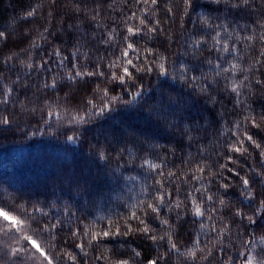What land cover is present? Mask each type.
I'll list each match as a JSON object with an SVG mask.
<instances>
[{"label":"trees","instance_id":"trees-1","mask_svg":"<svg viewBox=\"0 0 264 264\" xmlns=\"http://www.w3.org/2000/svg\"><path fill=\"white\" fill-rule=\"evenodd\" d=\"M152 7L154 11L136 0H0V32L5 33V38H0V60L14 54L7 65L0 63V99L5 98L4 92L13 89L7 97L9 103H0V120L9 121L0 124V207L7 205L5 210H9L24 205L12 214L24 220L29 234L37 225L21 213L24 209L31 212V205L42 207L47 213L43 217L41 213H34L41 226L48 220L61 221L53 230L54 239L48 232L34 236L49 255H57L54 264H112L118 259H127L129 264H146L148 259L156 258L157 249L159 254H167L159 264H194L187 253L199 255L203 242H208L212 250L213 264H219L222 255L225 259L231 257L233 264H244L247 254L257 259L264 257L261 252L264 245L259 239L264 234L259 230V226H264V215L255 217L257 225H250L247 220L235 226L228 223L231 232L220 237L224 254L216 244V233L209 231L213 223L220 225L206 217L202 220V230L199 223H191L199 218H183L187 222L171 234V240L177 243V250L172 252L168 251L167 240L154 244L135 232L107 238L99 245L94 242L92 246H87L86 239L71 236L72 231H88L87 225L98 230L110 220L127 217L130 211L137 210L139 201L148 200L154 189L159 188L156 180H161L169 191L178 189L180 199L184 198L186 189L210 188L208 196L222 198L249 215L256 201L245 198L242 182L235 172L249 179L256 192H264V185H259L256 175L264 172V158L260 157L259 150L247 142L245 147L251 155L240 156L226 152L225 148V142L235 138L234 133L239 135L245 130V124L241 123L245 117L255 116L259 121L264 116V86L255 84V79L264 80V67L256 65L259 71L253 69L254 77L252 72L245 73L251 77L252 92L249 94L243 89V103L237 104L234 94L225 89L226 81L216 76L213 65L206 62V58L217 55L207 51L215 32L210 28L201 30L199 22L193 24L202 16L210 18L212 24H226L227 32L221 30V35L230 37L229 46L235 44L241 58L224 55L247 69L255 59L264 61V56L259 55L264 51V41L255 37L244 39L252 35L253 28L257 35L264 31L257 24L264 19V0H254L243 11L210 3V0H192L186 12L183 0H159ZM32 10L34 15L29 17L27 13ZM146 12L152 26L163 31H144L130 37L128 42L141 51L149 49L166 57L158 63L165 65L167 73L161 75L164 69L157 65L149 74H140L147 91L135 106L116 102L112 111L94 117L91 123L76 124L73 118L84 115L90 108L89 100L101 103L102 92L96 94L93 89L99 86L108 89L110 94H117L120 86L98 77L70 81L66 73L74 71L73 59L78 67L86 65L87 69L99 62L107 72L108 60L120 55L118 42L128 35L127 27L143 29L139 21L145 18ZM109 35L114 38L111 45L100 43L102 37ZM196 38L207 39L208 45H202L201 50L193 49L189 41ZM30 40H35V47H30ZM54 49H59L61 55H49ZM65 56L69 60L61 66ZM153 59L157 57H148L149 61ZM44 61L48 64L43 69L28 67ZM182 68L190 69L188 76L199 79L195 83L181 80ZM174 76L177 78L173 79ZM237 76L243 79L239 73ZM45 83H55L56 87L44 88ZM204 84L209 87L206 93H201L196 85ZM123 99L130 97L124 94ZM149 107L167 113V120L147 121ZM236 124H241L240 129ZM246 130L264 143V131L252 128L250 123ZM123 149L128 151L122 153ZM100 151L105 152V160L98 158ZM226 155L238 161L228 164L234 171L229 173L225 169L222 175L215 176L220 171L219 165L227 163ZM144 159L160 165L165 173L175 172L178 178L165 180L148 166L141 168L139 165ZM197 166L206 169L203 174L196 173L202 175L199 182L190 179ZM220 184H228L227 191ZM152 215L148 223L156 229L154 234L163 235L164 229ZM160 215L176 219L175 213L166 207L161 208ZM251 232L256 233L255 242L246 245L244 241L251 238ZM190 236L201 244L194 247L189 243ZM80 242L86 244L83 252L75 247ZM24 244L23 239L17 243L11 233L0 235V264H40L34 250L10 255L12 248ZM49 245L53 247L49 249ZM104 249L109 250L105 253L107 262L96 259ZM64 251L77 259L72 261L65 256L61 260L59 257ZM137 251L141 255L134 257Z\"/></svg>","mask_w":264,"mask_h":264},{"label":"snow or ice","instance_id":"snow-or-ice-1","mask_svg":"<svg viewBox=\"0 0 264 264\" xmlns=\"http://www.w3.org/2000/svg\"><path fill=\"white\" fill-rule=\"evenodd\" d=\"M138 4L147 5L149 10H153L152 6H157L159 0H136ZM254 0H210V3L213 4H224L228 9H235L237 11H243L247 8H250ZM183 4L185 5V12L187 8L192 6V0H183ZM34 11H29L27 15L31 17L34 15ZM168 12L171 13V8L168 9ZM135 15V14H134ZM148 13H145V18L139 21L140 25H143V29L139 26L136 27H127L126 31L128 35L122 37L121 41L118 42V47L120 48V55L115 59H109L105 67L107 68V72L102 70L101 65L97 62L92 69H87L86 65H78L73 59L71 64V69L74 71H69L66 73L68 79L70 81H77L78 79H85L91 77L103 78L107 83H116L120 86L119 92L117 94H110L108 89H100L99 86L93 89V92L99 94L102 92L100 96L101 103L95 104L92 100L88 101L90 108L85 110L83 116H78V118H73L74 122L78 125H86L91 123L94 117L103 116L106 112L112 111V106L116 102H120L125 105H133L135 106L138 100L144 99V93L147 91L141 82L140 74L147 75L153 71V67L157 66L164 71L161 72V75H165L167 70L163 63H158L159 60H166V57L153 52L149 49L139 50L135 47L134 43L128 42L130 37L140 35L142 32H156L157 30L163 31V29H158L155 26H152V22L147 19ZM95 21V15L92 17ZM199 22L201 25V30L211 29L215 32L214 35L211 36L212 43L208 45L207 39H191L189 41L190 47L195 50H201L202 45H208L207 51L211 54L213 52L217 53L215 57L206 58V62L210 65H213V71L215 75L218 77H222L225 83V89L230 93L234 94V99L237 104L243 103L241 100L242 90L247 89V92L250 94L252 92V86L250 83L251 77L246 75V72H252L253 77L259 69L256 68V65H261L264 67V61L260 59H255L252 64L248 66L247 69L241 68L238 63H232L224 54L226 53L228 56H233L235 59H240L241 57L238 54V50L233 44L231 47L229 46L228 39L230 37H222L221 30L223 32H227L226 24H212V21L207 16H202L198 18V21H193V24ZM159 21H156L155 24L159 25ZM260 29L264 30V19L257 22ZM47 31V29H45ZM264 41V31H260L257 35L255 29L252 30V35L245 36V40H252L253 38ZM0 38H5V33L0 32ZM112 36L102 37L100 43L105 45H111L113 41ZM30 47H35V40L29 41ZM23 51V49H22ZM49 55H61L59 49H54L53 53ZM260 56H264V51L259 53ZM149 56H156L157 59H153L151 61L148 60ZM13 55H8L0 60V63L7 65L12 59ZM87 59V57H85ZM103 58H98L101 60ZM69 60V57H63L60 61L61 66H63L64 61ZM48 61H44L39 65H28V67H36L43 69L47 66ZM226 65V66H225ZM190 69L182 68L180 71L179 78L181 80H187L190 83H195L199 79V77L193 75L188 76V72ZM239 73L243 79H239L237 76ZM177 77H173L176 79ZM255 84L264 86V80L255 79ZM44 88H55L56 84H43ZM198 90L201 93H206L209 85L204 84L202 87L200 85H196ZM13 89H8L3 93L5 96L4 99H0V103L7 104L9 103V99L7 97L10 96ZM127 94L130 99L124 100L123 95ZM211 99V97H210ZM107 100V102H104ZM143 107V105H141ZM249 111H251L249 109ZM146 118L147 121L155 120V122L159 123L161 121L167 120V113H162L161 110H156L155 108L149 107L146 110ZM9 121L4 118L0 120V124H7ZM246 122V123H245ZM241 123L245 124V130L241 132L239 135H234V139L231 141L225 142L226 152L239 154L240 156L251 155L249 152V148L245 147V143L256 150H259V155L261 158H264V143L259 142L254 138L252 134H250L247 129V124H251L252 128L258 129L259 131H264V116L257 121L255 116L245 117V121ZM235 127L240 129L241 124H236ZM69 139H73V137H69ZM128 149H123L121 152H127ZM98 158L100 160H105L107 158L104 151H100L98 153ZM225 160L227 163H222L219 165L220 171L216 172L215 176L222 175L223 170H227L229 173H232L234 170L231 167H228L229 163H238L237 160L233 159L232 156L226 155ZM264 162V159H262ZM141 168L148 166L152 171H156L157 175L164 177L165 180L172 178L173 181L177 179V174L175 172H167L165 173L160 165L150 164L147 159H144L142 163L139 165ZM210 171V168L208 169ZM206 171L204 167L197 166L196 169L192 170L190 179L199 182L202 179V175H197L196 173L203 174ZM255 172V169H252ZM242 182V187L244 190V196L246 199L251 201H256L255 207L251 210L252 214H247L243 209L239 207H233L229 202H226L224 199L219 197L208 196L207 192L210 191V188H191L186 189L185 195L183 199H180L178 195V189L176 191H169L164 183L161 180H156L155 184L159 185V188H155L153 194L150 196L148 200L139 201L137 203L136 211H130L127 217H122L119 220H110L108 223L103 224L98 230L93 229L92 225H87L88 231L76 230L71 232L72 238L80 237L81 240L87 241V246H92L95 242L96 245H99L103 240L116 237V236H127L129 233H140L146 239L150 240L152 243H157L159 240H167L169 243L168 251H176L177 243L171 240V234L178 227H183L185 221L184 217H196L199 219L191 220L192 224L199 223L201 230L204 225L202 220L206 217L208 221L216 220L218 221L220 227H217L216 223H213L210 232L216 233V244L220 245V253L224 254L225 248L223 244V240L220 237H224L225 234L231 232V228L228 227V223L232 225H239L244 220H247L250 225H257L258 221L255 217L264 215V192H256L253 184L249 181V179L245 178V176L241 175L240 172H235ZM257 177H259V185H264V172H256ZM211 183V181H209ZM219 187H222L227 191L229 185L228 184H220ZM199 193V196L196 195ZM209 202L211 204L209 205ZM8 207L7 205L4 207H0V235L8 236L10 233L15 236L17 243L20 242L21 239L25 242L23 247H15L11 249V256L22 255L25 252L30 250H34L35 253L38 254V258L40 259V264H54V261L58 259L57 255H49V252L46 251L41 244L38 242V239L34 238V236L39 237L41 233L48 232L51 238H55V232L53 230L57 229L58 224L61 223L60 220H56L53 222L52 220L46 221L42 226L40 222L36 219L34 213H41L42 217L47 216V213L44 212L42 207H38L36 205H31V212L27 209L21 213L24 215L26 219L32 220L36 223L37 227L32 229L31 234L26 231V225L24 220L18 218L17 215H13V211H19L20 208H24V205H20L19 208L13 207L9 210H5ZM162 207H166L170 213H175L176 219L173 220L171 217L169 218H161L160 211ZM219 213V215H217ZM152 215V218L158 220L160 223V227L164 229L163 235H156V229L152 228L148 223V217ZM229 217L231 218L229 220ZM135 222V226H133L132 222ZM259 230L264 233V226H259ZM23 233V235H20ZM250 239L244 241V243L252 244L255 242L256 233H250ZM260 243L264 245V234L260 236ZM67 243V241H64ZM189 243H191L194 247L201 244V241L195 239L194 236H190ZM204 247L199 248V255L195 252H188L187 257L192 259L194 264L195 262H206V264H213L211 259L213 253L212 250L208 248V242H203ZM30 245V249L29 246ZM53 246L49 245V249ZM75 247L79 248L82 252L86 247L84 242L77 243ZM108 249H104L101 252V255L96 257V259H105L107 262V256L105 255L108 252ZM158 255L156 258L148 259L146 264H159L160 261L165 259L166 253L159 254V249H157ZM261 252H264V247L261 248ZM87 256V253H84ZM141 255L140 252H134V257H139ZM67 257V259L75 261L77 259L71 253L66 251L63 252L62 256L59 258L62 260L63 257ZM112 264H129V260L127 259H118ZM219 264H233L231 257H227L226 259L222 258L219 260ZM244 264H264V257L257 259L256 256H252L251 254H247L244 256Z\"/></svg>","mask_w":264,"mask_h":264}]
</instances>
